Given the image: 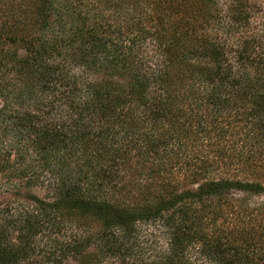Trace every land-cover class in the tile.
<instances>
[{"label":"trees","instance_id":"1","mask_svg":"<svg viewBox=\"0 0 264 264\" xmlns=\"http://www.w3.org/2000/svg\"><path fill=\"white\" fill-rule=\"evenodd\" d=\"M260 14L0 0V264L125 260L149 222L150 264H264Z\"/></svg>","mask_w":264,"mask_h":264},{"label":"rangeland","instance_id":"2","mask_svg":"<svg viewBox=\"0 0 264 264\" xmlns=\"http://www.w3.org/2000/svg\"><path fill=\"white\" fill-rule=\"evenodd\" d=\"M262 17H259L258 21L255 23L259 27L264 26V14H260ZM151 49V48H150ZM36 193L41 194L43 192L42 189H36ZM251 203H264V196H255L250 198ZM137 235L140 241V243H137L138 245L134 246V256H130L128 259H119L118 257L114 258H104V260L100 263L99 261L97 263L99 264H150V261L154 260V258H157L158 252H161L160 250H164L168 247V233L164 226L160 222H149V223H140L137 226ZM59 240H62V237L59 238ZM47 244L46 241L40 242L38 246L39 250H44L45 245ZM37 258H41L40 256H37ZM124 260V262H123ZM67 261V258L65 262ZM25 264H31V261Z\"/></svg>","mask_w":264,"mask_h":264}]
</instances>
